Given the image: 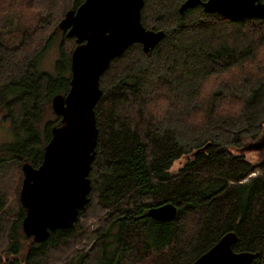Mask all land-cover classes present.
<instances>
[{"label": "trees", "instance_id": "trees-1", "mask_svg": "<svg viewBox=\"0 0 264 264\" xmlns=\"http://www.w3.org/2000/svg\"><path fill=\"white\" fill-rule=\"evenodd\" d=\"M183 1L143 0V27L164 35L148 52L132 43L99 77L88 203L71 227L49 231L44 241L25 235L28 250L19 264H190L230 231L237 235L234 251H251L250 264H264V149L258 163L230 150L262 130L264 73L202 90L211 75L264 67V19L226 17L199 5L180 13ZM82 2L0 0V19L17 14L31 29L6 33L11 46L0 32V98L7 89L16 94L5 104L11 130L25 141L21 156L12 144L5 148L9 160L0 158V178L6 167L19 166L5 187L13 193L11 209L0 180L2 253L16 251L25 213L18 201L21 166L40 163L37 115L68 90L74 37L63 33L55 73L36 70V62L66 11ZM36 141L33 153L29 144ZM165 203L177 208L173 219L149 217V208Z\"/></svg>", "mask_w": 264, "mask_h": 264}, {"label": "water", "instance_id": "water-1", "mask_svg": "<svg viewBox=\"0 0 264 264\" xmlns=\"http://www.w3.org/2000/svg\"><path fill=\"white\" fill-rule=\"evenodd\" d=\"M200 5L204 12L231 18L264 19V0H184L178 12ZM143 0H83L66 11L59 30L75 38L70 56L69 87L55 94L51 109L60 117L51 128L37 166L22 164L19 200L25 213L21 228L27 237L42 242L49 231L71 227L88 203L91 189L88 174L94 158L97 128L94 107L101 95L99 77L110 61L132 43L148 52L162 30L143 27ZM150 218L168 221L176 216L171 203L149 208ZM237 235L230 231L190 264H250L251 251H234Z\"/></svg>", "mask_w": 264, "mask_h": 264}, {"label": "rangeland", "instance_id": "rangeland-1", "mask_svg": "<svg viewBox=\"0 0 264 264\" xmlns=\"http://www.w3.org/2000/svg\"><path fill=\"white\" fill-rule=\"evenodd\" d=\"M5 17L6 18L0 19V32L3 33V36L8 39L10 46L15 44V41H14V38L7 37L6 33L13 34V33H15L14 32L15 30L17 32H20V33H21V31H26V32L30 33L29 31H31V29L25 26L24 19H22V17L20 15L8 13V14H6ZM63 33H65V32L58 29V32L51 38V41L48 43L47 48L41 54V56H39V58L36 62V68H37L36 70L44 71L46 73H55L54 69H56L57 62L60 58V56H59L60 55V46H61V42L63 40V38H62ZM74 41H75V38H74ZM74 46H75V44H74ZM74 46H73V48H74ZM263 52H264V46H263ZM259 67L260 66L256 65V66H253L250 69H248L249 71H246L244 66H241V67L236 66L235 69H233L234 71L229 72L228 74L211 75L209 78H207L204 81L202 90L204 89V90H206V92H208L211 87H213V86L216 87L219 80L230 81L232 78H233L232 80H234L238 76H239V79H241L247 73L263 74L264 73V67L263 68H259ZM3 93H4V97L0 98V158L9 160L10 155H9L7 149H5V148L9 149L11 147V145L14 144L13 146L18 147L17 148L19 151L18 154H19V156H21L22 154H20L19 149L24 147L25 141H22V138H18L16 136V134L11 130L10 121L8 118L10 110H9V107H7L5 104L6 99H11L16 94L13 91H11V89H7V92L4 91ZM40 109H41L40 110L41 112H39L37 115L39 120L37 119V121H36V124H37L36 129L39 132L38 135H40L41 144L43 143V145L45 146V144L47 142H45L46 138L44 137L43 134L49 128H52L53 126H57L59 124L60 117H59V120H56V118L58 116L51 109L50 100L48 102L44 103L43 107ZM54 120L56 122L55 124H54V122H50V121H54ZM49 126H51V127H49ZM262 126H263L262 130H261L260 134L258 135L257 139H253V140H247L246 139L243 146H241V147H230L231 153L243 155L247 160H249L251 162H257L258 163V161H261V159L263 157L262 151L264 149V125H262ZM18 128L19 127H16L13 125L14 131H17ZM26 145H28V144L26 143ZM29 145H30L29 149L32 148L31 151L33 153L38 151L39 144L37 141L34 142V144L32 143ZM12 153L15 155V153L13 151H12ZM24 162H27V161H24ZM184 162H185V158H181L180 160H176L172 164V166L169 167V169H170L169 171L172 173L176 172L178 170V168H180L183 165ZM18 167L19 166H17L16 164H12L11 166L6 167V172L4 174H2L1 178H0L1 186H2L1 189L3 191L7 192V195H8V200H7L8 202H7L6 210L11 209L9 205L12 203L11 200H13V193L8 192L11 189H6L5 187L9 181V178L12 176V174H15V173L18 174V170H17ZM21 171H22V168H21ZM2 172L3 171H1L0 174ZM6 190H8V191H6ZM0 218H1V215H0ZM90 223L93 224L94 221L91 220ZM19 228H18V231L20 233V239H19L18 244L16 243L15 253H13L12 255L5 253L6 251L4 253H2L6 249V247L5 246H3L2 248L0 247V264H10L11 261H13V260H14V262H17V264H19L21 258L23 257V253L28 250V247H27L28 239H27V241L24 240L25 234L22 232V229L21 228L19 229Z\"/></svg>", "mask_w": 264, "mask_h": 264}, {"label": "bare ground", "instance_id": "bare-ground-1", "mask_svg": "<svg viewBox=\"0 0 264 264\" xmlns=\"http://www.w3.org/2000/svg\"><path fill=\"white\" fill-rule=\"evenodd\" d=\"M122 52H124V51H122ZM122 52H121V53H122ZM119 54H120V53H119ZM105 70H106V69H105ZM105 70H104V71H105ZM104 71H103V72H104ZM103 72H102V73H103ZM102 73H101V74H102Z\"/></svg>", "mask_w": 264, "mask_h": 264}, {"label": "flooded vegetation", "instance_id": "flooded-vegetation-1", "mask_svg": "<svg viewBox=\"0 0 264 264\" xmlns=\"http://www.w3.org/2000/svg\"><path fill=\"white\" fill-rule=\"evenodd\" d=\"M199 7H200V5H199Z\"/></svg>", "mask_w": 264, "mask_h": 264}]
</instances>
